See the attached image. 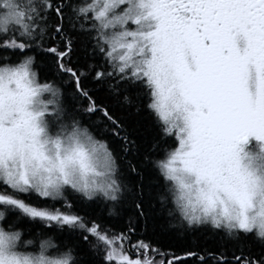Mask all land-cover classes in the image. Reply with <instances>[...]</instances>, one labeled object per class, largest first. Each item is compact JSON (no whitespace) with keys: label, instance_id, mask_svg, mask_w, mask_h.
<instances>
[{"label":"snow or ice","instance_id":"snow-or-ice-1","mask_svg":"<svg viewBox=\"0 0 264 264\" xmlns=\"http://www.w3.org/2000/svg\"><path fill=\"white\" fill-rule=\"evenodd\" d=\"M0 264H264V0H0Z\"/></svg>","mask_w":264,"mask_h":264},{"label":"trees","instance_id":"trees-1","mask_svg":"<svg viewBox=\"0 0 264 264\" xmlns=\"http://www.w3.org/2000/svg\"><path fill=\"white\" fill-rule=\"evenodd\" d=\"M38 72H48V69L41 63L37 69ZM51 75V73H49ZM70 85L65 86V103L72 105L75 102L71 99V96L68 94V89ZM118 115H121L122 119L125 122V125L129 131L131 139H144L149 140L152 129L149 123V119L144 112L139 114L133 112L131 109H120L117 112ZM35 201V197L32 198ZM39 206H43L40 204ZM125 214L132 211L131 208H125ZM25 223H29L27 220ZM40 225L36 224V228H39ZM51 234V233H49ZM25 238H30L25 236ZM146 239H151L153 243L157 244L164 251L171 250L177 255L180 254V251L184 247H191L193 245L199 244L201 246H207L209 248H215L219 242L217 237L205 235V234H196L190 237H179L174 232H161L158 228L155 232L149 230L147 233ZM83 247V246H82Z\"/></svg>","mask_w":264,"mask_h":264}]
</instances>
